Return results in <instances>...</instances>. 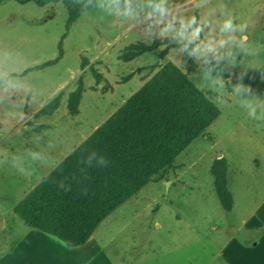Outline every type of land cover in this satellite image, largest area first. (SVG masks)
<instances>
[{
  "label": "rangeland",
  "instance_id": "obj_1",
  "mask_svg": "<svg viewBox=\"0 0 264 264\" xmlns=\"http://www.w3.org/2000/svg\"><path fill=\"white\" fill-rule=\"evenodd\" d=\"M66 16L61 3L0 4V77H7L0 83V264H264V151L233 124L244 108L240 99L237 107L223 105L217 142L194 139L80 246L68 247L13 211L166 61L195 73L211 94L221 92L230 76L217 80L214 70L246 55L240 36L264 20V0H93L69 30ZM194 23L205 41L191 46ZM155 39L163 42L131 60L121 58L130 44ZM59 43L57 63L22 74L56 58ZM254 55L251 69L240 65L246 78H259L264 69V46ZM79 79L82 97L70 114L67 95ZM53 99L56 109L44 112ZM216 152L229 154L239 169L227 184L235 196L231 214L210 173Z\"/></svg>",
  "mask_w": 264,
  "mask_h": 264
},
{
  "label": "trees",
  "instance_id": "obj_2",
  "mask_svg": "<svg viewBox=\"0 0 264 264\" xmlns=\"http://www.w3.org/2000/svg\"><path fill=\"white\" fill-rule=\"evenodd\" d=\"M9 0H0V4ZM38 6L61 3L66 9V30L93 0H13ZM66 33L64 34V36ZM137 42L125 47L121 58L131 60L160 45ZM166 53V48L163 50ZM27 68L22 74L55 64L62 57ZM85 65L81 62V68ZM194 64L191 62L189 70ZM222 77L226 72L214 70ZM12 74L11 76H14ZM7 77H0V83ZM228 88L231 90V83ZM83 85L79 79L67 95L70 114L78 112ZM57 100L44 112L51 113ZM220 109L172 61H166L83 141L58 162L14 206L29 226L57 237L68 247L84 244L100 222L134 196L153 176L218 117ZM227 161L216 158L210 166L217 198L226 211L232 208L227 188Z\"/></svg>",
  "mask_w": 264,
  "mask_h": 264
},
{
  "label": "crops",
  "instance_id": "obj_3",
  "mask_svg": "<svg viewBox=\"0 0 264 264\" xmlns=\"http://www.w3.org/2000/svg\"><path fill=\"white\" fill-rule=\"evenodd\" d=\"M197 27H201V25H197L194 23L193 27L190 29L192 34L194 33L191 46L195 45L194 43L196 41L203 40L202 38L203 29L201 28L198 29ZM174 35H176L177 37V34H174ZM197 38H200V39H197ZM240 39L243 41L242 50H244L246 55H244L243 58L235 57L234 58L235 61H232V65L230 66V68H225V69L217 68L218 70L222 72L229 73L230 79L228 82L231 81V90H229L227 85H223L221 87V92H215L214 94H211L214 91H211L210 89L206 88V86L204 87V85H202L204 82L202 83L200 81H197L198 79H195V73L189 72L190 79L200 89H202L205 92H208V97L220 109V114L218 115V117L203 131V135L202 136L199 135V136L201 137V139L206 138L212 144L217 142L218 135L220 133L219 129L221 128V124L218 121L222 117L223 108H224L223 105H227V106L231 105L232 107H237V103H238L237 101L240 99L242 101V104L241 105L239 104V107L244 106V108L241 110V114L239 113L240 115L239 114L235 115L236 116L235 121H233L234 119H232V121L234 122L233 124L234 125L241 124L242 130H244L247 133V136L250 139H253L254 141H256L257 145H260L264 151V69L259 68L258 71L259 73H261V75L258 74L259 78L258 77H252L251 79L246 78L245 77L246 74H244L243 72V70L247 71V68L251 69L250 67H253L252 64H255L256 59L254 57L255 56L254 50L259 49L260 47L264 46V20L261 22V24L258 27H256L252 31V33L241 34ZM204 41H205V37L201 43H204ZM176 42H179L176 38L172 39V43H176ZM244 62H247V64H244ZM260 63H264V57L261 59ZM241 64L249 65V66L246 69H244L242 66H240ZM133 76L129 77L128 79H131ZM220 78H221L220 75L217 74L216 79L219 80ZM213 79L215 78L213 77ZM204 80L207 82V78H204ZM249 81L252 86L251 88H247L244 85L245 82L248 83ZM256 84L258 85V87H255L257 86ZM243 99L248 101V104H246L247 102H244ZM226 117L228 118V115H226ZM231 118H233V116L230 117V119ZM205 132H207V134ZM190 143L185 148H187L190 145ZM220 157H224L227 161L226 178H227V184H228L230 173H233L238 169L235 164L237 161H234L227 153L223 154L222 152H216L214 159L220 158ZM214 159L211 161V164L214 161ZM229 191L232 195L233 203H232V208L229 211H226L227 214L232 213L233 207L235 204V196L233 195L231 190Z\"/></svg>",
  "mask_w": 264,
  "mask_h": 264
},
{
  "label": "clouds",
  "instance_id": "obj_4",
  "mask_svg": "<svg viewBox=\"0 0 264 264\" xmlns=\"http://www.w3.org/2000/svg\"><path fill=\"white\" fill-rule=\"evenodd\" d=\"M127 3H128V0H125V4L127 5ZM162 11H163V9H161ZM125 14H128L127 13V10H126V13Z\"/></svg>",
  "mask_w": 264,
  "mask_h": 264
},
{
  "label": "bare ground",
  "instance_id": "obj_5",
  "mask_svg": "<svg viewBox=\"0 0 264 264\" xmlns=\"http://www.w3.org/2000/svg\"><path fill=\"white\" fill-rule=\"evenodd\" d=\"M245 39V38H244Z\"/></svg>",
  "mask_w": 264,
  "mask_h": 264
}]
</instances>
